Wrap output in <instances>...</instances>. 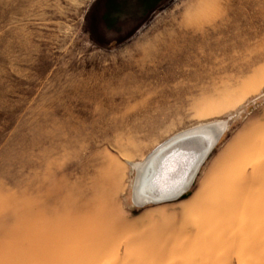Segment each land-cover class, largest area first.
Returning a JSON list of instances; mask_svg holds the SVG:
<instances>
[{
    "label": "rangeland",
    "instance_id": "1",
    "mask_svg": "<svg viewBox=\"0 0 264 264\" xmlns=\"http://www.w3.org/2000/svg\"><path fill=\"white\" fill-rule=\"evenodd\" d=\"M225 118L182 198L134 201L132 162ZM0 264H264V0H0Z\"/></svg>",
    "mask_w": 264,
    "mask_h": 264
},
{
    "label": "water",
    "instance_id": "2",
    "mask_svg": "<svg viewBox=\"0 0 264 264\" xmlns=\"http://www.w3.org/2000/svg\"><path fill=\"white\" fill-rule=\"evenodd\" d=\"M213 136H205L199 130L171 138L158 146L152 158V176L150 174L148 181L143 183V189L152 186L154 191L152 189L149 197L136 203L145 206L182 198L191 189L203 165L218 145V135Z\"/></svg>",
    "mask_w": 264,
    "mask_h": 264
},
{
    "label": "bare ground",
    "instance_id": "3",
    "mask_svg": "<svg viewBox=\"0 0 264 264\" xmlns=\"http://www.w3.org/2000/svg\"><path fill=\"white\" fill-rule=\"evenodd\" d=\"M227 118L207 121V122L199 123L198 125L196 124V126H192L190 128L181 130L178 133H175V135L174 136L172 135V137L170 136L169 139L180 137V136L190 134V133H194L200 130L203 132L205 136L211 137L214 134L215 135L217 134L218 136H217L216 142L219 143L221 136H224L228 128ZM157 149L158 148L152 150V152L149 155L147 154L148 156H146L147 158L145 160L143 159V161L138 160L136 162H132L133 168L138 171V177L136 179V183L133 188V191H134L133 198H134V201L137 203H140L142 199L149 197V193H152V189L154 191V188H152V186L151 187L147 186L143 189V183L144 181H148L147 177H149L150 174H151L150 177L152 176V173H153L152 171H154V169L152 168V163H153L152 158L155 157L154 153H156L155 151Z\"/></svg>",
    "mask_w": 264,
    "mask_h": 264
}]
</instances>
